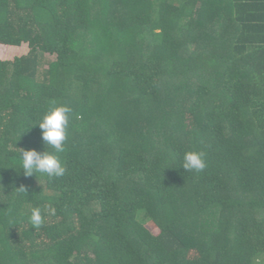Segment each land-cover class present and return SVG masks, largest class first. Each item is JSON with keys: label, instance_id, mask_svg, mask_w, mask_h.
Instances as JSON below:
<instances>
[{"label": "trees", "instance_id": "16d2710c", "mask_svg": "<svg viewBox=\"0 0 264 264\" xmlns=\"http://www.w3.org/2000/svg\"><path fill=\"white\" fill-rule=\"evenodd\" d=\"M2 51L0 264H264V0H0Z\"/></svg>", "mask_w": 264, "mask_h": 264}, {"label": "clouds", "instance_id": "9594fccd", "mask_svg": "<svg viewBox=\"0 0 264 264\" xmlns=\"http://www.w3.org/2000/svg\"><path fill=\"white\" fill-rule=\"evenodd\" d=\"M71 111L72 109L68 106L53 107L36 124L41 129L42 140L54 151L41 153L35 149H21V169L25 176L41 173L49 178H59L66 173V165L59 153L65 151ZM182 168L186 172H202L206 168L205 154L203 152L185 153ZM44 211L55 214V209L46 208ZM29 222L37 228L44 223V216L40 208L32 209Z\"/></svg>", "mask_w": 264, "mask_h": 264}, {"label": "rangeland", "instance_id": "374dc122", "mask_svg": "<svg viewBox=\"0 0 264 264\" xmlns=\"http://www.w3.org/2000/svg\"><path fill=\"white\" fill-rule=\"evenodd\" d=\"M2 53H3V51L2 52H0V55H2ZM43 64L45 65V67H47L48 65H47V63L49 62V61H52V60H54L55 59V56H51V55H48V54H45L44 56H43Z\"/></svg>", "mask_w": 264, "mask_h": 264}]
</instances>
